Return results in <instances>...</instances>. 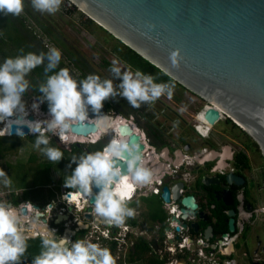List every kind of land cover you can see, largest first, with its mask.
<instances>
[{
  "label": "water",
  "instance_id": "95a60500",
  "mask_svg": "<svg viewBox=\"0 0 264 264\" xmlns=\"http://www.w3.org/2000/svg\"><path fill=\"white\" fill-rule=\"evenodd\" d=\"M72 1L125 46L197 97L209 102L212 107L205 111L204 119L210 125L213 126L218 120L215 107L220 109L225 118L251 138L264 164V0ZM149 24H154L155 28H149ZM177 48L183 58L179 67H173L169 57L171 51ZM88 117L92 122H77L72 132L87 136L101 129L100 132L109 141L114 116L107 114L103 106L100 113L89 108ZM16 127L13 125L11 135H16ZM23 130L25 135L30 132L26 125ZM117 134L138 144L143 154L144 144L127 126L120 125ZM189 150V144H186L176 148L170 156L168 147L164 146L160 149L158 163L152 165L156 160L150 154L143 155L144 164L152 170L154 179L162 172L181 167ZM232 154L230 147L225 145L219 151L211 148L205 155H193L192 161L199 169L216 159L215 166L225 168V161L231 160ZM215 166L212 171L216 169ZM241 182L239 176L232 173L225 175L226 185ZM216 183L215 177L209 178L207 175H201L199 180V185L204 187ZM180 190H184L183 195ZM98 191L93 188L94 193ZM185 192V186L178 181V176L169 177L168 183L163 184L160 194L162 202L170 203L172 199L180 207L179 218L173 215L168 218L166 213L165 222L169 219L183 229L190 228L194 233H199L198 222H207L206 214L200 210L197 198ZM214 194L215 199H221L224 206L230 204L227 190H222L221 195ZM91 199L94 200V196ZM34 207L38 209V206ZM259 211H264V206ZM20 212L26 215V207H21ZM36 217L41 215L37 214ZM56 217L55 224H59L61 221L57 222L58 215ZM86 217L89 218V215ZM227 217V230L231 233L234 230L231 211L227 212ZM164 231H171V228L165 227ZM174 231L178 232L179 227ZM211 232L212 227L207 226L202 231L203 238L209 241L213 236ZM233 252L230 240L225 255Z\"/></svg>",
  "mask_w": 264,
  "mask_h": 264
},
{
  "label": "clouds",
  "instance_id": "9594fccd",
  "mask_svg": "<svg viewBox=\"0 0 264 264\" xmlns=\"http://www.w3.org/2000/svg\"><path fill=\"white\" fill-rule=\"evenodd\" d=\"M28 2L35 11L55 15L64 0ZM25 4L26 0H0V13L19 17ZM148 27L155 28V25L149 24ZM61 58V50L54 46L39 53H25L21 48L17 55L0 62V124L4 125L0 128V137L10 135L16 125L15 134L23 138V126L26 125L36 134L35 149L52 162H59L64 153L51 146V136H58L65 142L64 133L70 131L76 122L84 121L89 116V108L100 113L104 102L117 96L139 108L142 104L155 103L161 96L171 97L173 94V83L157 82L156 76L139 69L133 71L130 66L123 70L115 59L110 68L114 79L101 78L95 73L78 79L69 68L59 67ZM169 58L173 67H179L183 58L180 49L171 51ZM40 66L44 67L45 79L36 91L42 95L31 108L39 114L40 104L46 101L50 118L33 121L27 119L29 112L23 97L32 90L28 77ZM118 78L120 82L117 84L114 80ZM71 161L76 167L65 178L64 184L74 192L63 198L70 203L91 201L97 221L108 226L119 227L135 216L136 210L130 204L136 188L150 185L154 177L152 170L144 164L139 145L126 138H113L102 149L73 155ZM0 181L6 188L11 187L12 181L3 168H0ZM122 182L124 190L120 187ZM94 187L99 191L94 193ZM93 196L94 200L90 199ZM23 224L21 212L9 202L0 200V264H21L23 261L29 239L36 238L25 230ZM104 235L107 237L108 233ZM39 239L40 251L31 259V264H118V257L109 247L87 238L71 241L57 235L54 229L46 228Z\"/></svg>",
  "mask_w": 264,
  "mask_h": 264
},
{
  "label": "rangeland",
  "instance_id": "374dc122",
  "mask_svg": "<svg viewBox=\"0 0 264 264\" xmlns=\"http://www.w3.org/2000/svg\"><path fill=\"white\" fill-rule=\"evenodd\" d=\"M20 16L24 17L27 27H29L31 31H34L40 44H43L46 48L54 46L61 50L62 59L65 61L67 68H69L75 76H78V71L72 66L69 60L66 59V53L71 52L77 54L88 68L95 74L100 75L101 78L114 79L113 74L110 72L112 61L114 59L119 61V66L123 70H126L130 66L124 60V55L127 53L125 46H123L116 37L106 31L100 24L96 21L94 22L86 14L79 11L78 6L72 4L70 0H64L60 11L55 15H49L47 13L42 14L35 11L28 0H26L25 10ZM41 25L47 30H50L51 34L42 30ZM129 57L133 59L131 54ZM104 61L109 63V66H106ZM131 68L135 71L133 67ZM154 76H156L157 79L160 78L159 74H155ZM114 82L118 84L120 79L118 78L116 81L114 80ZM160 82L170 81L161 79ZM173 84L174 89L171 97L164 95L151 105L142 104L139 108H134L129 105L125 98L118 96L123 103L113 100V105L116 107L106 113L115 118L116 116H122L124 118L131 117V120L136 127L142 129L141 131L143 132L145 131L144 127L148 128V121H151L159 130H162L168 135L166 140L171 145V150L172 148H176L175 142L180 144L179 137L182 136V138L194 146V149L191 148L186 152L189 156L198 154L203 147L212 148L217 151V148L222 145L231 146L236 152L242 151L246 156L247 165L250 170L247 173L252 177V181L254 179L255 183L259 186L261 184L259 181H261L260 176L264 164L262 157L251 138L238 127L233 125L227 118L222 117L212 126V135L210 134L209 138L206 140H199L194 132H192V125L194 123L193 119H195V115L200 111L205 104V101L193 95L192 92L186 88L175 83ZM23 99L26 101L29 118L31 116L34 118L36 117L37 119L40 118V120L50 118L48 109L44 108V106L48 108L46 101L40 104L39 114H37L32 110L31 105L33 102L38 101V99L27 98L25 96ZM129 110H131V112H128ZM160 112L163 113L165 118L159 116ZM87 118L92 120L90 117ZM198 118L204 120L201 114L198 115ZM168 120L173 121L174 127L171 121L169 122ZM2 127L3 124H0V128ZM70 134H73L72 130L64 133L63 137ZM74 134L79 136L76 133ZM49 135L51 136V134ZM32 137H36V134L31 132L30 134H26L23 138L16 135L14 137L8 135L0 137V168L4 169L12 181L11 187L7 188L3 185L2 181H0V200L9 202L17 209L30 203L31 205H37L39 210H43L49 202L48 204H50L51 211H49L48 214L45 213V215H42L41 217H31L30 223L33 222L41 227L43 226L49 229H54L56 230L57 235L64 237L61 228L65 226V222L63 221L60 224H55V219L57 218L56 215H59L60 210L64 208L72 217H75L74 220H79L82 218V215L85 214L86 209L82 210V212L74 213V208L65 205L61 199L63 189L70 191L74 190L65 187L64 184L65 178L70 174L67 173L64 174V176H60L56 171L55 167L59 165V162H53L54 167L49 170V180L47 183L44 184L43 182L41 184L44 174V163L51 161L40 151L35 149V141ZM51 139L55 140L54 142L59 148L65 150L64 158H62V169H64L63 166L65 165L66 158L71 154L72 145H77L78 147H82L86 152H90L88 150L90 144L88 143L78 141L63 142L58 136H51ZM106 142L107 139L104 137L99 143L104 145ZM195 142L200 145H196ZM155 147L157 146L155 145ZM73 164L75 163L72 162V165ZM75 167L76 164L73 166V170ZM258 195L257 207L259 208L262 203H264V194L261 191ZM13 200H16L17 204H13ZM142 200L143 205H140L139 202L136 201L132 206L136 210L135 216H140V219L141 217H148L147 214L149 213V210H156V208L154 209L155 205L153 204V197ZM46 209L49 210V207ZM257 224L258 226L264 227V212L259 215V221ZM67 225H69V223ZM100 226L101 228L104 227V225ZM23 227L27 232L30 234L32 233V226L23 224ZM84 231L85 234L82 238H87L92 242H96L89 236L92 234L90 226ZM249 232L250 231H248L247 234H249ZM254 235L259 236L260 246H264V230H255ZM98 243L101 244V241ZM251 243V239L247 240V246L250 247ZM102 246L111 249L112 253L118 257V264H124V255L122 254V251L119 252L114 247H110V245L107 246L103 243ZM252 249L249 250L247 259L241 256L239 252L232 254L231 258L234 259L235 264H249L248 260L254 258V254L251 251ZM257 257L264 260L263 254L258 255ZM136 264L139 263L137 262Z\"/></svg>",
  "mask_w": 264,
  "mask_h": 264
},
{
  "label": "flooded vegetation",
  "instance_id": "af4514ba",
  "mask_svg": "<svg viewBox=\"0 0 264 264\" xmlns=\"http://www.w3.org/2000/svg\"><path fill=\"white\" fill-rule=\"evenodd\" d=\"M159 116L164 117L163 113L161 112L159 113ZM128 118H130L131 124L135 125L133 121L131 120L132 118L131 117H128ZM171 123L173 125V121H171ZM137 129L139 133H141V136H142L141 141H143V139L148 137L149 143L151 140V129L159 130L151 121L150 122L148 121V128L144 127V130H145L144 132L141 131L142 129H139V128ZM160 131L165 135L167 139L168 135H166L162 130ZM186 144H189L190 149L191 148L194 149V146H192V144H190L187 141H184V144H182L181 142L180 144L178 142H175V147L181 148ZM195 144L198 146L200 145L197 142H195ZM222 146H225V145H222ZM222 146L218 147L217 151H219ZM144 147H145V144H144ZM166 147H168L169 155L171 156L173 154V151L176 148H172L171 150L170 144H167ZM229 147L232 150L233 154H232L231 160L225 161L226 162L225 168H219L215 166L216 159H214L213 162L206 163L203 165V167L199 169H197L196 164H193L190 168L187 169L185 173H188V176L186 178V183L185 184L183 183L185 186V191H186L185 193L188 192L190 194H193L196 198H198L197 200L201 199L205 203L204 205H202V207L200 206V210L206 214L207 222L200 221L198 223H199L200 230L205 229L207 226L212 227L211 233L213 236L212 238H210L211 241L216 242V241L222 240L223 237H226V239H230L233 243V247L235 246L237 247L238 245L241 247L242 252L240 251L239 253L241 254V256H243L246 259H247L249 250L253 248L251 251L254 254V258H251L250 260H248L249 264H264V260L257 257L258 255H261V254L264 255V246H260V239L258 238L259 236L254 235L255 230L257 231L260 229L264 230L263 226H258L257 224L259 221V215L264 212V211H261V212L259 211V209L263 208L264 203H262V205L259 208L257 207V202H258V197H259L258 194L261 191L264 194V181H263L262 176H260L261 181L259 182H261V184L260 183L259 184L261 186L260 185L258 186L257 183H255L254 179L252 181V177L249 176V174L247 173L250 171L249 168L248 169H238L234 167L232 159L236 151L232 149L231 146ZM154 148L156 152H160V149L162 147L154 146ZM209 149L211 148H208V150L202 155L207 154L209 152ZM214 166L216 167V169L212 171V168ZM182 172L181 174L178 175V179L182 178ZM227 173H232L236 176L241 177L242 182L240 184L226 185L225 175ZM201 175H207L209 176V178L215 177L217 180V183L215 185L211 184L209 187L200 186L199 180H200ZM164 183H166V181H164ZM192 188H193V191H188ZM224 189L228 191L229 198H230V204L227 206H224L222 204L221 199L216 200L215 194H214L216 193L218 195H221V191ZM70 207L74 208L73 206H70ZM73 210H74V213H78L76 212L78 211L76 208H74ZM31 211H32L31 207L30 208L26 207V215H22L24 219V224L27 223L26 219L31 214ZM228 211L232 212V219H233V225H234V230L231 233L228 232L227 230V221H228L227 212ZM74 219L75 217H72L68 211H65L64 215H58V219H57V222H60V221L65 222V226L61 228V232L64 233L63 234L64 238L68 237V239L72 241H75V239H81L82 237H84V234H85L84 228L81 225H79L78 220H74ZM67 222L69 223V225H67L68 224ZM29 225L32 226L31 228L32 235L33 233L37 235V232L41 234L42 230L45 228L43 226L41 227L39 225H36L33 222L29 223ZM142 225L143 224H140L139 227H141ZM158 225L160 224L158 223ZM164 228L165 226H162V227L157 226L155 228V231L152 233L154 241H156V243L159 242V240L161 241V236L164 234ZM248 231H250L249 234H247ZM249 239H251V242H252L250 244V247L247 246V240ZM236 253L237 251H234V254ZM169 256L170 255L168 254V257Z\"/></svg>",
  "mask_w": 264,
  "mask_h": 264
},
{
  "label": "built area",
  "instance_id": "2783aa9c",
  "mask_svg": "<svg viewBox=\"0 0 264 264\" xmlns=\"http://www.w3.org/2000/svg\"><path fill=\"white\" fill-rule=\"evenodd\" d=\"M211 107L212 105L209 102L205 101V104L202 106L200 111L197 112V114L195 115V119H193L194 123L192 125V132H194V134L197 136L199 140L208 139L212 132V125H210L204 119L205 111ZM217 112H218V120H220L222 117L225 118V116L221 112L219 111ZM199 114L202 115V118L204 120H200V118H198ZM102 138H104V135H102V137L96 142H92V143L87 142V143L90 145L92 144L96 145L97 143L101 141ZM141 142L145 144L143 155L149 156L150 154H152L156 160L155 162H153L152 165H155L156 163H158L160 161L159 152H156L155 148L149 145L148 137L143 139V141ZM108 143L109 141H107L101 147V149ZM207 150L208 148L203 147L199 151V153L203 154ZM193 164L194 162L192 161V157L187 156L184 159L183 165L181 167H174V168H171L167 172H162L159 176L153 179L150 185L137 187L132 201L137 197H143L147 195H154L160 198L161 188L164 184L165 178L166 177L176 178V176L181 174L182 171H183L182 178H179L178 181H181L182 183L185 184L186 178L188 176V173H185V172ZM172 184L173 183H171V185ZM70 192H74V191L63 189V193L61 194V199L63 200L65 205L73 206L75 208V206L77 205L76 203L75 204L70 203L69 200L63 199V197ZM180 194L183 195L184 190H180ZM170 198H171V195H170ZM81 204L83 205V207L85 206V208H89V206H92V213L85 211V214L82 215V218L78 220L79 225L83 226L85 224L83 227L84 230H87L90 226L92 230V234L89 235L90 238H93L96 242L101 241V245L103 243L107 246L110 245V247H114L119 252L122 251L123 255L125 254V252L129 251L134 246V242L137 236L147 234L144 228L139 227V224L136 225V228L138 229L136 230L135 227H133L132 225L128 223H124L123 225L119 227L108 226L106 224L99 223L95 217V214L93 211V205L92 204L90 205L88 203L84 205V202H81ZM34 206H37V205H31L30 203H27L26 206H22V207L32 208L31 214L26 219L27 221V223H25L26 225H29L31 221V217L33 216L36 217L37 214H41L42 216V215H45V213L48 214L49 211H51L50 204H46L45 208L43 207L44 208L43 210H39V207L38 209H35ZM48 206H49V210L46 209ZM162 207L166 210L168 214V218H170V216L172 215L175 216L176 218H179L180 207L177 203H174L172 199L170 203L162 202ZM20 208L21 207H19V209L17 208L16 209L20 211ZM65 211L66 210L64 208L61 209L59 212L60 213L59 215H64ZM86 215H89V218H87ZM60 223H62V221ZM165 224L166 225L164 226L171 228V231H168V232L164 231V234H163L164 238L161 241L163 244V247L162 248L159 247L153 250V251L156 250L155 251L156 255H158L159 258L163 260L164 262L166 259H168V261L165 264H182L180 259L178 258L179 255L188 256L185 264H235L234 259L231 258V255L234 254V252L228 256L225 255V249L227 248L230 239H226V237H223L222 240H219L216 242L214 241L213 243H210L209 241L203 238V233L202 234L200 233L197 235V237H195V239L191 238L192 240L189 242L190 237H188L187 234L185 233L186 231H189V228L183 229L176 222L170 221L169 219H167V222ZM100 225H104V227L101 228ZM176 227H179L178 232L174 231V228ZM105 233H108L107 237H105L104 235ZM39 235L40 234L37 233V235H34V236L38 237ZM177 236L179 238H176ZM191 246H193L192 249H191ZM168 254L170 255L169 257H168ZM164 256H167L165 260L163 258Z\"/></svg>",
  "mask_w": 264,
  "mask_h": 264
},
{
  "label": "trees",
  "instance_id": "16d2710c",
  "mask_svg": "<svg viewBox=\"0 0 264 264\" xmlns=\"http://www.w3.org/2000/svg\"><path fill=\"white\" fill-rule=\"evenodd\" d=\"M25 22L26 21L24 17L5 16L4 14L0 13V62H3V60L6 57H9V56L14 57L15 55L19 53V50L21 48L24 49L25 53L29 51L36 52V53H39L41 51H44V52L48 51V48H46L43 44H40V41L37 39L36 35L34 34V31H31V29L27 27ZM41 28L42 30L48 32V34H51V31L47 30L45 27H43V25H41ZM123 46L125 45L123 44ZM125 48L127 49V53L126 55H124L125 56L124 60L135 70L139 69L146 74H152V75L159 74L160 78L157 79V82H160V80L162 79V80H168L177 85H180L177 82H175L173 79H171L168 75H166L165 73L160 71L158 68H156L154 65L149 63L147 60L142 58L139 54L131 50L129 47L125 46ZM130 54L133 57V59L129 57ZM65 56H66V59L69 60V62L72 64V66L78 71L79 79H83L88 74L94 73L88 68V66L83 62V60L77 54L70 52V53H66ZM104 64L106 66H109V63L105 61H104ZM59 67L60 68L67 67L65 64V61L62 58H61ZM28 78L32 82V90L26 93L25 97L35 98L39 100L42 94L36 91V89L38 88L39 83H41L45 79L44 67L40 66L34 69ZM113 100H116V102L123 103L121 99L118 98V96L113 99L110 98L106 100L103 104L106 112H109L111 109H114L116 107L115 105H113V102H112ZM44 108L48 109L46 106H44ZM128 112H131V110H129ZM32 139L35 141L36 137H32ZM54 141L55 140L51 139L50 141L51 146L59 148L55 144ZM179 141L182 144H184V141L186 140L182 138V136H180ZM150 142L152 143V144L149 143L150 145L152 146L156 145L157 147H163L169 144V142L166 140L165 135L160 130H153V129H151ZM102 146L103 144L101 143H98L96 145H89L88 150L89 151L99 150L101 149ZM59 149L63 153H65V150L61 148ZM83 151L85 150H83L82 147H78L77 145H72L71 154H69V156L66 158V161L64 160L65 161V165L63 166L64 169L61 168L62 167L61 165L63 164L62 159L59 161V165L55 167L58 174L60 176H64V174H67V173L71 174L73 170V166L76 164L75 163L72 165L71 157L73 155H79ZM232 162H233V166L238 169H248L247 159H246L245 154L242 151H237L234 154ZM52 167H54L52 161L44 163V168H43L44 174H43V180L41 184L43 182L45 184L49 180V170ZM261 176L264 181V166H262ZM13 204H17L16 200H13ZM154 205H155L154 209L156 208V210H153L152 214L149 216L150 220L153 222L163 223L166 216L163 213L162 209L160 208V199H158V201ZM28 245H29L28 250L21 264H31V259L35 255H37L40 251L41 241L39 237L34 238V239H29ZM134 248H135L134 255L136 256L137 260H145V264H161V262L156 257H154V255L152 254L149 255L150 248L148 244L146 243V241L139 240V242L136 243Z\"/></svg>",
  "mask_w": 264,
  "mask_h": 264
},
{
  "label": "crops",
  "instance_id": "0c3cea01",
  "mask_svg": "<svg viewBox=\"0 0 264 264\" xmlns=\"http://www.w3.org/2000/svg\"><path fill=\"white\" fill-rule=\"evenodd\" d=\"M191 157H193V156H191ZM168 180H169V177H166L165 178L166 183H168ZM188 191H193V188L190 189V190H188ZM149 197H153L154 198L153 204H155L158 201V199H160L159 197L154 196V195H147V196H143V197H137L133 201H131L130 206L132 207L134 205L133 203L136 202V201H138L140 205H143L142 204L143 203V200L142 199H146V198H149ZM197 201L199 203V206H201V207H202V205L205 204L201 199L200 200H197ZM160 208L162 209L163 213L166 216V213L167 212L162 207L161 200H160ZM152 212H153V210H149V213L147 214L148 217H145V218L141 217V219H140V216H134V217L129 218V219L126 220L125 223H128V224L132 225L133 227H135L136 230H138L136 228V225L137 224H139V226H140V224H143L140 228H144L146 230L147 234L146 235H140V236H137L136 237V240L134 242L133 248H131L129 251L125 252V254H124V264H136L137 262L139 264H145V260H137L136 259V256L134 255L135 254V248L134 247H135L136 243L139 242V240L146 241V243L148 244V246L150 248L149 255L150 254L154 255V257H156L161 262V264H165L168 261V259H166L167 256H164L163 257L164 260L166 259L165 262H164L163 260H161L159 258L158 255H156V253H155L156 250L153 251L156 248H159V247L162 248L163 247V244H162L161 241L163 240L164 235L161 236V241L159 240V242L156 243V241H154L153 234H152L155 231V228L157 226H161L162 227V226L166 225L165 224L166 223L165 221H166L167 216L165 217L163 223H159L160 225H158V222H153V221L150 220V217L149 216L152 214ZM137 218H139V219H137ZM202 231L203 230H200L199 233H194L192 231V229L189 228V231H186L185 233L187 234L188 237H190L192 239H195V237H197L198 234H200V233L202 234ZM209 242L210 243H213V241H211L210 239H209ZM234 251H237V252H240L241 251L242 252L241 247L239 245L237 247L236 246L234 247ZM187 257L188 256H186V255H179L178 258L180 259V261H181L182 264H185L186 263V260H187Z\"/></svg>",
  "mask_w": 264,
  "mask_h": 264
},
{
  "label": "bare ground",
  "instance_id": "6f19581e",
  "mask_svg": "<svg viewBox=\"0 0 264 264\" xmlns=\"http://www.w3.org/2000/svg\"><path fill=\"white\" fill-rule=\"evenodd\" d=\"M70 2L72 3V4H74V5H76L72 0H70ZM76 6H78V5H76ZM78 8H79V11H81V12H83V14H86L88 17L90 16L87 12H85L82 8H80L79 6H78ZM95 22V21H94ZM97 22V21H96ZM98 24H100L99 22H97ZM101 25V24H100ZM103 27V26H102ZM215 109L217 110V111H219V112H221L222 114H224L220 109H218L217 107H215ZM228 117V116H227ZM28 120H32V119H30L29 117L27 118ZM35 119H37L36 117L33 119V121L35 120ZM40 119V118H39ZM128 119V120H127ZM85 122H92V120H90V119H88V118H86L85 119ZM235 123V122H234ZM236 124V123H235ZM120 125H125V126H127L130 130H131V132L133 133V134H135L136 136H138L139 138H140V141H141V139H142V136H141V133H139V131H138V129L134 126V125H132L131 124V122H130V118H124V117H122V116H116V118L114 117V124H113V126L111 127V131L112 132H110V134L109 135H111V139H113V138H126V137H123V136H121V135H119V134H117V131H118V127L120 126ZM3 127H4V125H3ZM2 127V128H3ZM100 131H101V129H100ZM99 130L97 131V133H94V134H89V135H87V136H82V135H79V136H76L74 133L73 134H70V135H66V136H64L63 138H64V140H65V142H76V141H78V142H83V143H87V142H89V143H92L93 141H98L101 137H102V133L100 132ZM31 133V131L29 132V134ZM8 136H11V134L10 135H8ZM13 137L15 136V135H12ZM17 136V135H16ZM110 139V140H111ZM127 139V138H126ZM109 140V141H110ZM120 187H121V189L122 190H124V184H123V182L121 183V185H120ZM79 199V198H78ZM91 199V198H90ZM88 204H92L90 201L89 202H87ZM77 205L75 206V208L78 210V213L81 211V210H83V209H89L88 210V212H90V213H92V206H89V208H85V206L83 207V205L81 204V202L80 203H76ZM84 205H86V203H84ZM60 217H62V216H60ZM34 235H36V234H34L33 233V236Z\"/></svg>",
  "mask_w": 264,
  "mask_h": 264
}]
</instances>
